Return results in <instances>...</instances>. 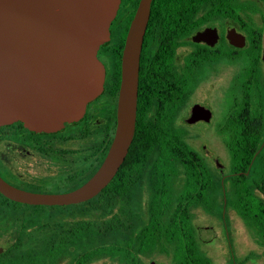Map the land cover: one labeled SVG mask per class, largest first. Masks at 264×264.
Listing matches in <instances>:
<instances>
[{
  "label": "flooded vegetation",
  "instance_id": "af4514ba",
  "mask_svg": "<svg viewBox=\"0 0 264 264\" xmlns=\"http://www.w3.org/2000/svg\"><path fill=\"white\" fill-rule=\"evenodd\" d=\"M139 1H120L110 40L117 16L125 22L132 15L129 28ZM248 3L255 9L235 8L223 17L205 1L193 8L153 10L152 0L139 60L135 126L145 134L154 133V125L181 129L185 143L198 154L204 186L200 203L189 205L190 224L199 251L213 264L264 262V5ZM230 30L240 46L230 43ZM126 34L118 82L115 57L101 49L110 40L99 48L103 91L80 119L50 132L32 131L19 121L0 125L4 182L26 193L63 195L98 171L116 131ZM198 35L204 39L196 42ZM194 107L200 119L190 122ZM98 195L82 203L35 206L0 194V264H154L147 259L154 251L131 249L135 257L127 259L100 249L122 244L130 234L96 238L79 231L80 221L94 220L80 217L79 208L93 207ZM135 198L140 209L148 206L146 182ZM222 242L228 244L232 263ZM215 250L221 263L208 256Z\"/></svg>",
  "mask_w": 264,
  "mask_h": 264
},
{
  "label": "water",
  "instance_id": "95a60500",
  "mask_svg": "<svg viewBox=\"0 0 264 264\" xmlns=\"http://www.w3.org/2000/svg\"><path fill=\"white\" fill-rule=\"evenodd\" d=\"M120 1L0 0V125L19 121L32 131L50 132L82 117L86 105L103 91L105 71L97 53L110 40ZM151 2L139 1L127 30L116 131L98 171L63 195L22 192L0 177V194L35 206L67 205L92 199L113 180L134 136L139 60ZM203 39L198 35L194 41ZM228 39L241 45L234 30ZM199 115L194 107L190 122Z\"/></svg>",
  "mask_w": 264,
  "mask_h": 264
},
{
  "label": "trees",
  "instance_id": "16d2710c",
  "mask_svg": "<svg viewBox=\"0 0 264 264\" xmlns=\"http://www.w3.org/2000/svg\"><path fill=\"white\" fill-rule=\"evenodd\" d=\"M204 1L221 10L223 17L235 8L255 9L248 0H154L152 9H187ZM256 1L264 5V0ZM131 16L125 22H119L120 14L117 16L111 40L101 48L110 50V56L115 57L117 82L120 51ZM151 21L152 15L149 24ZM112 63L110 59V66ZM153 132L145 134L135 126L128 153L113 180L93 200V207L79 208L80 217L94 219L91 223L80 221L79 231L91 232L96 238L130 234L122 244L100 247L122 258L133 259L134 254L128 253L131 249L142 254L157 249L170 255L171 264H213L199 251L190 224L189 205L200 203L204 186L198 154L185 143L181 129L154 125ZM144 181L149 199L148 206L140 209L135 197Z\"/></svg>",
  "mask_w": 264,
  "mask_h": 264
},
{
  "label": "rangeland",
  "instance_id": "374dc122",
  "mask_svg": "<svg viewBox=\"0 0 264 264\" xmlns=\"http://www.w3.org/2000/svg\"><path fill=\"white\" fill-rule=\"evenodd\" d=\"M264 8V7H263ZM262 8V9H263ZM259 21V19H258V17H256V22H258ZM192 144H194V145H198V141H194V140H192ZM197 224H200V220H199V218H197ZM222 245H223V247H224V249H225V255H226V259H228V262L229 263H232V261H233V259H232V257L233 256H231V252H229L230 250H229V248L227 247L228 246V244H225L224 242H222ZM233 246H234V248H235V244H233ZM235 253H236V251H235ZM208 256H210L216 263H221L222 261H221V257L220 256H218L217 255V253H216V250L215 251H212V252H209L208 253ZM234 258V257H233ZM147 259H149V261H153L154 262V264H171V258H170V255H167V254H165V253H161V252H159L157 249L154 251V254L153 255H151L149 258H147ZM235 262L236 263H238L239 261H240V259H239V257H238V255L237 256H235ZM264 262H263V260L262 259H259V260H256L255 261V264H263Z\"/></svg>",
  "mask_w": 264,
  "mask_h": 264
}]
</instances>
